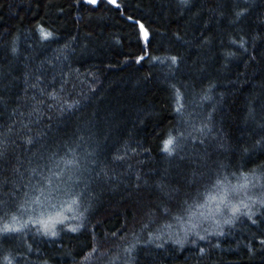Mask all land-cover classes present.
I'll return each instance as SVG.
<instances>
[{"label": "trees", "instance_id": "trees-1", "mask_svg": "<svg viewBox=\"0 0 264 264\" xmlns=\"http://www.w3.org/2000/svg\"><path fill=\"white\" fill-rule=\"evenodd\" d=\"M0 264H264V0H0Z\"/></svg>", "mask_w": 264, "mask_h": 264}, {"label": "rangeland", "instance_id": "rangeland-1", "mask_svg": "<svg viewBox=\"0 0 264 264\" xmlns=\"http://www.w3.org/2000/svg\"><path fill=\"white\" fill-rule=\"evenodd\" d=\"M56 207V206H55ZM52 208H53V206H52ZM57 208H60V206H57ZM56 209V208H55ZM40 211L41 212H43V210L42 209H40ZM59 214V215H58ZM61 213H59V211L58 212H56L54 209H53V211H52V209H51V211H50V213L48 214V215H46V214H43V216H38V220H40V221H44V222H49V221H52L53 219H55L56 217H57V221H59V219L61 218V215H60ZM40 218H44V219H40ZM55 220V221H56Z\"/></svg>", "mask_w": 264, "mask_h": 264}, {"label": "bare ground", "instance_id": "bare-ground-1", "mask_svg": "<svg viewBox=\"0 0 264 264\" xmlns=\"http://www.w3.org/2000/svg\"><path fill=\"white\" fill-rule=\"evenodd\" d=\"M237 189V188H236Z\"/></svg>", "mask_w": 264, "mask_h": 264}, {"label": "snow or ice", "instance_id": "snow-or-ice-1", "mask_svg": "<svg viewBox=\"0 0 264 264\" xmlns=\"http://www.w3.org/2000/svg\"><path fill=\"white\" fill-rule=\"evenodd\" d=\"M170 143V142H169Z\"/></svg>", "mask_w": 264, "mask_h": 264}]
</instances>
